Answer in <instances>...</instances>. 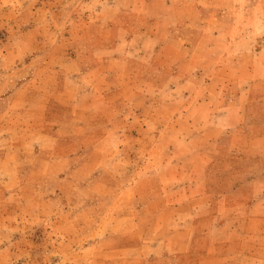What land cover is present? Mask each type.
<instances>
[{"label":"rangeland","instance_id":"1","mask_svg":"<svg viewBox=\"0 0 264 264\" xmlns=\"http://www.w3.org/2000/svg\"><path fill=\"white\" fill-rule=\"evenodd\" d=\"M253 197L264 0H0V264H162Z\"/></svg>","mask_w":264,"mask_h":264},{"label":"crops","instance_id":"2","mask_svg":"<svg viewBox=\"0 0 264 264\" xmlns=\"http://www.w3.org/2000/svg\"><path fill=\"white\" fill-rule=\"evenodd\" d=\"M201 170L202 175L199 179L191 177L192 184L199 183L198 181L204 182V166ZM198 172L200 173V171ZM162 182L164 183V179ZM252 182L253 180L250 179L251 184ZM166 193L167 191L163 187L160 196L161 199L167 201L169 195ZM260 199L253 197L245 203L238 222H235L236 217H231L234 213L228 214L227 211H224L223 214L226 215L217 216L220 222L215 225L211 224L208 229L203 230V235L200 236L201 240L198 236V220L194 222V226L191 224H179L171 228L161 226L163 233L157 237L158 244L154 246V250L148 251L147 257L156 259L162 264H173L176 261H178L176 264H181L183 260L176 259L177 255H191L189 259L199 261L200 264H251L250 259L252 258L253 261H263L260 264H264V210L258 206ZM162 206L161 211L168 207L166 204ZM182 207L180 205L176 209ZM206 238L207 240H205ZM203 241L205 242V251L197 252V245L204 243ZM189 259H184V263Z\"/></svg>","mask_w":264,"mask_h":264}]
</instances>
